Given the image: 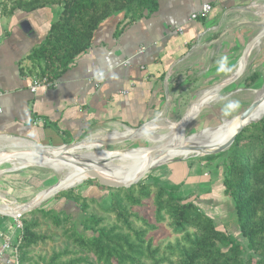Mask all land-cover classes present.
Instances as JSON below:
<instances>
[{"label":"crops","instance_id":"0c3cea01","mask_svg":"<svg viewBox=\"0 0 264 264\" xmlns=\"http://www.w3.org/2000/svg\"><path fill=\"white\" fill-rule=\"evenodd\" d=\"M205 3L211 10L205 17L192 19ZM11 5L0 0V137L10 135L53 146L81 139L105 124L132 130L160 116L173 102L178 104L201 88H210V46L218 40L224 45L221 51L230 57L239 55L223 77L233 78L234 68L248 57L251 46L241 55L248 41L242 28L224 34L220 28L222 36L210 40L225 16L234 11L243 15L249 9L258 19L255 35L264 28V0H156L153 11H144L132 21L123 13L104 19L88 49L53 79L48 73L41 76L29 57L46 39L60 6L9 11ZM174 62L178 63L167 80L166 71ZM35 78H47L54 85H41L32 92ZM175 163L170 164L171 182L184 185L192 178L188 166ZM214 186L211 184L208 195L211 193L212 205L223 211L217 197L212 196ZM1 212L17 213L0 206V242L6 238L14 241L13 220Z\"/></svg>","mask_w":264,"mask_h":264},{"label":"trees","instance_id":"16d2710c","mask_svg":"<svg viewBox=\"0 0 264 264\" xmlns=\"http://www.w3.org/2000/svg\"><path fill=\"white\" fill-rule=\"evenodd\" d=\"M8 2L12 3L9 11H32L48 4L60 6L58 18L51 24L46 39L29 57L41 76L48 73L53 79L88 49L94 31L104 19L123 13L125 19L132 21L156 7V0ZM258 78L259 73L254 72L244 83L249 85ZM226 152L219 179L212 187V196L222 205L221 214L229 211L234 216L224 223L219 220L222 227L202 205L205 199L208 205L212 204L211 193L205 199L196 195L182 196L178 194L182 183L157 186L154 194V222L168 220L176 235L174 242L164 246L153 245L148 233L155 225L139 217L134 210L151 197L152 184L131 186L123 197L121 193L125 188H115L114 194L110 193V211L115 214L116 222L110 226L103 224V219L95 213L87 212V200L98 203L96 195H88L89 192L68 195L64 201L72 200L78 205L77 218L65 215V210L40 209L43 217L50 219L55 227H64L62 233L71 243L53 251L47 259L42 258V264H264V115L237 132ZM222 154L206 157L214 159ZM135 187H138L137 193ZM138 217L143 226L134 225L133 218ZM22 221L16 245L17 252L22 251L18 264L28 260L26 250L47 239L36 232L37 222ZM231 222L236 224V234L242 237L244 245L229 232Z\"/></svg>","mask_w":264,"mask_h":264},{"label":"rangeland","instance_id":"374dc122","mask_svg":"<svg viewBox=\"0 0 264 264\" xmlns=\"http://www.w3.org/2000/svg\"><path fill=\"white\" fill-rule=\"evenodd\" d=\"M254 1L258 0H253V2ZM243 9H247V6L242 8V10ZM248 10L243 12V15H240L238 13L239 11H234L232 14L225 16V21L222 23V26L218 27L217 29H213L212 34L210 33V40H216L219 36H222L220 33H218L220 28H224L223 34L232 32L237 28H242L246 32L249 41L256 33V21H258V19L253 17L250 11L248 12ZM216 45L220 46L219 50H217ZM223 49L224 45L221 40L215 42L214 46H210L209 87H212L218 83H222L221 80L223 77L229 74L230 68L233 66L239 56L237 55L230 57L224 51H221ZM239 68H241V71L236 75L235 80L229 85L225 86L218 94H213L210 97L208 105H205L200 112L198 111V113L191 116L179 134L176 133L175 128L170 126V124L177 123L182 120L186 113L196 105L192 103V101L204 90L203 88L197 91L194 97H185L178 104L173 102L172 105H168L160 116L148 123L139 132H134L133 130L125 128L124 126H118L116 129H113L117 124H105L95 127L93 130H90L85 134V136H83L85 139L78 143L87 142L88 144L99 145L85 148L78 147L75 148L74 152L72 153L68 151L66 153H70V155L74 156L76 159L66 160L62 158V161L90 163L89 161L91 159L99 157L100 154L105 156L107 154H120L122 152L128 151L136 153V150L141 147L160 149L162 145L166 144L165 138L167 137H176V141H185L204 131L208 132L221 127L222 118L231 119L237 117L253 102L258 94V91L264 89V37L253 45L250 54L247 58L242 60ZM239 68H234L233 71L235 72ZM254 72L259 73V78L255 82H251V84L246 85L244 83L245 80L248 79V77ZM229 76H227L225 79L232 78ZM238 76L239 78H237ZM171 100L172 99H170V101ZM147 130H149V132H147L148 134L146 133ZM106 134L109 135L108 138H104V135ZM97 135L99 137H97ZM69 143L65 144V146L68 147ZM38 144L44 145L40 143ZM214 145L217 147L219 146V144ZM214 145L209 144L204 148H206V150L214 149V147H212ZM44 146L52 149L55 152L61 149V147L54 148L57 146L53 145ZM59 146H62V144ZM4 150L7 151V144H1L0 142V152ZM226 151L227 149L222 152L223 154L221 157H215L214 159H208L206 156H210L212 154H204L203 151L200 150L199 152L192 154L190 153L185 156H178L171 161L155 164L150 166L149 171L143 176L141 180L131 185L152 184L154 187L152 189L151 197L148 200H144L141 206L134 208L139 217H144L151 224L155 225V229L150 230L148 233V237L152 238L153 245L164 246L167 242H174L176 238V235L169 227L168 220L161 223L154 222V194L157 190V186L167 187L173 183L170 179V172L172 169L170 164H173L174 162H176L175 164H179L178 162H184L188 166L190 178L192 177L191 179H187L185 184L179 188L178 194L182 196L196 195L205 199L208 196L211 184H216L219 179V171L222 166L223 159L226 156ZM109 170L108 175L113 181L121 182L123 178L131 177V173H124L123 170L117 171V173L113 169ZM62 175L63 172H56L47 167L45 163L40 162L37 159L26 158L23 160V157H20L14 159L12 162L9 161L2 163L0 164V201L8 205L32 201L47 192L50 188H55L58 185V179H60ZM135 179L136 178L130 180L129 182H133ZM98 184L99 183L96 178H87L82 182L75 183L72 187L55 193L50 198L42 201L37 207L20 214V219L18 220L21 223L24 219L32 222L35 221L38 224L36 232L47 236V239L44 243H39L31 249L26 250V252H28L26 257L28 260L25 262V264H42V258L47 259L53 251L61 250L65 246H69L71 244L67 241V236L62 233L64 227H55L50 219L43 217L42 213H40L42 212L40 209L53 208L58 212L65 210V215L67 214L74 219L77 218L79 215L78 205L72 200L65 202V197H73L77 194H83L85 192H89L88 195L91 196L96 195L95 198H97L100 202L98 201V203H96L95 201L87 200V203L89 204L87 212L95 213L98 217H101L103 219V224L105 225L110 226L116 222L115 214L110 211V193L114 194L115 188L100 184L99 186ZM90 188H93L91 189L92 191H87ZM127 189L128 188H125V191L121 193L122 197L125 196ZM137 190L138 187H135V193H137ZM203 201L204 204L202 203V205L204 206L205 210L216 217L215 222L219 227H222L221 222L219 223L221 218H224L227 215L226 218L221 220L222 223H224L225 221L227 222L229 218L234 217L233 215L230 216L228 212H224L223 215H221L222 210H220L219 207L212 204L208 205V201L206 199ZM64 214H62L61 217H63ZM5 215L9 218L11 217L13 220L12 223L16 232V237L14 241H12V238L8 239L10 244L16 247L21 236V229L16 227L18 223L12 218L15 215ZM139 217L138 219L133 218L134 225L137 227L143 226V223ZM235 225L236 224H234V222L231 223L230 226H228V230L229 232H232V234L238 238L237 240L244 245V240L242 237L236 234ZM21 254L22 251L17 252L18 259H20Z\"/></svg>","mask_w":264,"mask_h":264},{"label":"bare ground","instance_id":"6f19581e","mask_svg":"<svg viewBox=\"0 0 264 264\" xmlns=\"http://www.w3.org/2000/svg\"><path fill=\"white\" fill-rule=\"evenodd\" d=\"M252 47L253 46H251L249 49L251 50ZM240 69L241 68L237 69L234 72L235 75L233 76V78H235L236 75L240 73L241 71ZM227 79L229 80L231 78H227ZM227 79L222 80V82L227 81ZM254 100H258L259 103L252 110V112L244 122L258 121L264 115V89L258 91V94ZM198 111H199L198 107L197 105H195L194 107L191 108L189 112L186 113V115L183 117L182 120H180L177 123H171L170 126L174 127L176 133L179 134L182 128H184L187 120L194 114L198 113ZM221 121L223 124V125L221 124V127L210 131L207 130L208 132L204 131L185 141H176L177 140L176 137L175 138L164 137L166 139V144L162 145L161 147L159 146L160 149L159 148L149 149V148L141 147L136 150V153L128 151V152H122L120 154H114V153L107 154L105 156L103 154H100L99 157L93 158L89 161L92 164L88 162L62 161V158L66 160H74L76 158L74 156H71L70 153L74 152L75 148L78 147L85 148L91 146L95 147L98 146L99 144H88L87 142H82L68 147H61L60 150L55 152L46 146L36 145L35 143L23 138L21 139L11 136L0 137V140L3 141L5 144H7V151L4 150L0 152V164L9 161L12 162L16 158L23 157V160L26 158L37 159L40 162L45 163L47 167H49L54 171L63 172V175L60 179H58V185L55 188L54 187L50 188L47 192L35 198L34 200L25 203L13 204V205H8L0 201V206H2L3 208H10V209L12 208V210L15 209L14 211L17 214H20L25 210H31L37 207L42 201L50 198L59 190L72 187L75 183L82 182L87 178H92L93 174L99 175L100 177L106 180L113 181L111 177L108 175L109 169L115 170L116 173L117 171H122V170L124 173H131V177L125 176L126 178H123V180L121 181L123 183H128L130 180L136 178L138 174H140V172H142L147 167L149 168L150 166L159 164L161 162L171 161L174 158H177L178 156H185L190 153L192 154L195 152H199L198 148L202 149L209 144L222 145L226 143L229 140V138L232 136V134L235 132L237 126L240 124V120L238 119V117H234L231 119L222 118ZM149 130L151 131L150 128ZM149 130H147L146 133L149 132ZM97 137L99 136L97 135ZM108 137H109L108 134L104 135V138H108ZM212 147L216 148L217 146L214 145ZM68 151L70 153H66ZM154 152H157V154L154 155Z\"/></svg>","mask_w":264,"mask_h":264},{"label":"water","instance_id":"95a60500","mask_svg":"<svg viewBox=\"0 0 264 264\" xmlns=\"http://www.w3.org/2000/svg\"><path fill=\"white\" fill-rule=\"evenodd\" d=\"M252 3V2H251ZM251 3L249 5H251ZM247 5V7L249 6ZM264 37V30L262 32H260L259 34L253 36L244 46V48L242 49L241 51V55H245L247 49L250 47V46H253L256 42L260 41L262 38ZM178 62H174L173 64H171V66L168 68V70L166 71V74H165V79H169V77L174 73V69L173 67L177 64ZM243 73V72H242ZM241 73V74H242ZM240 74V75H241ZM239 75V76H240ZM239 76L237 78H239ZM236 78V79H237ZM235 80V78H231L225 82H222V83H218L204 91H202L193 101L192 103L196 104L197 107H198V110L199 112L201 111V109L207 105V103H209V100H210V96H212L213 94H218L225 86L229 85L231 82H233ZM191 103V104H192ZM258 100H253V102L243 111L241 112L237 117L238 119L240 120V124L237 126L235 132L232 134V136L229 138V140L214 148V149H210V150H206L205 148H198V151L202 150L204 154H217V153H220V152H223L224 150L228 149L229 146L232 144V142L234 141V138H235V135L237 134V132H239L244 126L250 124L251 122H244L246 121L247 117L250 115V113L252 112V110L257 106L258 104ZM200 105V106H199ZM156 118V117H155ZM154 118H152L151 120L145 122L144 124L136 127V128H132L134 131H137L139 132L140 130H142V128L147 125L148 123H150L151 121H153ZM252 122H255V121H252ZM184 134V133H183ZM10 136V135H8ZM13 137V136H11ZM19 138V137H18ZM22 139V138H21ZM85 138H81V139H78L76 141H73L71 143L68 144V146H71L75 143H78L80 142L81 140H83ZM126 140V139H125ZM124 141V140H122ZM117 142V141H116ZM35 143V142H33ZM36 145H39L38 143H35ZM40 146H44V145H40ZM59 147H67L64 145L62 146H57V147H54V148H59ZM197 150V149H195ZM157 152H154V155H156ZM150 167L148 168H145L142 172H140V174H138V176L136 177L135 181L133 182H128V183H123V182H120V181H111V180H106L102 177H100L99 175H96V174H93V177L92 178H96L98 183L100 185H105V186H108V187H113V188H129L131 185L137 183L139 180H141L143 178V176L149 171ZM61 191V190H59ZM58 191V192H59ZM28 210H25L23 212H21L20 214H23L25 212H27ZM3 213V212H1Z\"/></svg>","mask_w":264,"mask_h":264},{"label":"built area","instance_id":"2783aa9c","mask_svg":"<svg viewBox=\"0 0 264 264\" xmlns=\"http://www.w3.org/2000/svg\"><path fill=\"white\" fill-rule=\"evenodd\" d=\"M210 10H211V5L209 3H205L202 5L200 12L192 14L191 18L195 19L198 16L205 17L206 14ZM178 32H181V28H178ZM99 75H101V73H99ZM41 85L49 87V86L54 85V81L48 80L47 78H35L32 85L30 86V90L34 92ZM12 218L18 223L16 227L19 229H22V223L18 220L20 219V214H17L13 216ZM3 263L4 264H18L16 247L10 244V241L8 238L0 242V264H3Z\"/></svg>","mask_w":264,"mask_h":264}]
</instances>
